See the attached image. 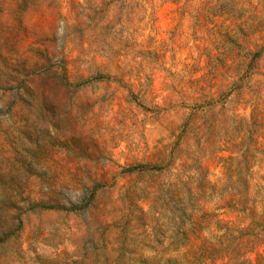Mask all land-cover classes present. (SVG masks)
I'll use <instances>...</instances> for the list:
<instances>
[{"label":"rangeland","instance_id":"374dc122","mask_svg":"<svg viewBox=\"0 0 264 264\" xmlns=\"http://www.w3.org/2000/svg\"><path fill=\"white\" fill-rule=\"evenodd\" d=\"M243 152L263 175L264 0H0V264H192L189 193Z\"/></svg>","mask_w":264,"mask_h":264},{"label":"trees","instance_id":"16d2710c","mask_svg":"<svg viewBox=\"0 0 264 264\" xmlns=\"http://www.w3.org/2000/svg\"><path fill=\"white\" fill-rule=\"evenodd\" d=\"M243 153L239 161L231 157L223 161L220 187L202 179L195 182L194 196L188 192L189 197H194L193 202L181 212L184 219L176 233H180L186 244L191 239L201 242L193 252L192 264L212 263L223 258H228L231 264H264V174L257 176L233 168L232 162L248 164L246 152ZM254 180L257 183H252ZM214 200L223 204L208 212L199 209L200 214L195 216V202L208 204ZM221 209L236 213L238 223L221 220L217 212ZM251 255L255 256L254 260L245 259Z\"/></svg>","mask_w":264,"mask_h":264}]
</instances>
